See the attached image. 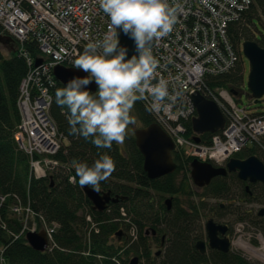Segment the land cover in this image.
<instances>
[{"label":"trees","instance_id":"trees-1","mask_svg":"<svg viewBox=\"0 0 264 264\" xmlns=\"http://www.w3.org/2000/svg\"><path fill=\"white\" fill-rule=\"evenodd\" d=\"M257 25L264 30V0H251L241 18L228 28L237 60L228 72L207 77V87L240 91L244 67L238 46L242 41L253 40L264 47V37L256 38L253 33ZM2 47L0 45V264H128L130 255L136 256L138 261L144 260L145 264H256L232 249L221 252L207 248L200 254L194 244L202 236L205 197L232 196L244 202L257 199L264 203L263 184L244 182L234 172H228L212 178L199 192L195 191L187 175L193 157L177 150L171 152L176 164L173 172L148 178L142 171V157L132 134L127 133L123 144L114 142L111 148H98L91 138L70 134L68 110L56 103V90L64 86L56 80L50 88L49 116L62 139L52 156L58 166L45 177L35 178L30 174L29 156L18 147L14 137L20 121L19 83L27 65L15 41L6 53ZM22 49L33 57L37 54L30 41L23 43ZM132 113L142 126L154 121L140 100L136 101ZM184 125L186 135H191L190 121ZM211 136L209 132L200 134L199 143L210 144ZM258 146L264 149V135L232 156L246 158L257 153ZM103 154L115 161V170L108 180L101 182V190L109 189L112 195L124 198L108 203L98 212L91 208L79 186L74 163L91 166ZM155 195H168L170 208L166 209L160 200L155 201ZM178 196L185 199L183 204ZM16 203L29 207L34 217H42L46 225H56L51 249L36 251L28 246L24 234L20 233L21 219L10 210ZM216 208L222 210L225 206L218 203ZM230 213L226 210L217 217L223 218ZM241 219L244 218H238ZM251 223L264 236V213L258 215L257 211ZM152 229L154 235H151ZM155 242L163 247L162 251L151 252V244Z\"/></svg>","mask_w":264,"mask_h":264},{"label":"built area","instance_id":"built-area-1","mask_svg":"<svg viewBox=\"0 0 264 264\" xmlns=\"http://www.w3.org/2000/svg\"><path fill=\"white\" fill-rule=\"evenodd\" d=\"M180 3L183 11L174 30L152 45L153 55L159 61L152 83L167 80L170 93L181 95L175 102L162 101L159 110L149 111L151 96L140 102L177 150L221 165L247 143H256L264 135V111L252 113L236 104L225 88H210L205 83L207 77L222 75L234 66L237 51L228 28L241 18L251 0H180ZM108 28L109 18L98 0H0V33L19 45L27 65L19 83L20 121L14 137L18 147L29 156L30 174L35 178L45 177L58 166L52 156L62 141L49 116L50 88L55 82L52 68L56 65L74 68V59L83 53L87 43L102 39ZM29 41L37 50L34 57L22 49V44ZM35 59H40L37 65ZM195 91L213 100L225 119L223 128L211 136L208 145L196 143L185 134L184 122L195 116L191 101ZM10 210L22 221L20 233L43 229L47 239L45 249L54 246L55 224L48 226L42 217L35 218L27 206L16 203ZM253 237L256 242L252 249L263 258L260 261L264 264V236L256 232Z\"/></svg>","mask_w":264,"mask_h":264},{"label":"clouds","instance_id":"clouds-1","mask_svg":"<svg viewBox=\"0 0 264 264\" xmlns=\"http://www.w3.org/2000/svg\"><path fill=\"white\" fill-rule=\"evenodd\" d=\"M109 18V28L102 39L89 41L73 61V67L87 73L73 77L56 90V103L68 110L70 134L90 139L98 148L123 144L130 124L135 123L131 111L138 100L152 98L149 111L159 110L164 100L175 102L181 93L169 91V82L156 77L159 61L152 45L167 37L183 11L180 0H98ZM135 42L136 53L128 58V50L120 46L118 31ZM95 92L87 87L92 82ZM147 94V95H146ZM79 186L89 187L97 194L101 182L110 178L115 161L101 155L89 166L74 163Z\"/></svg>","mask_w":264,"mask_h":264},{"label":"water","instance_id":"water-1","mask_svg":"<svg viewBox=\"0 0 264 264\" xmlns=\"http://www.w3.org/2000/svg\"><path fill=\"white\" fill-rule=\"evenodd\" d=\"M117 31L120 46H124L128 50V58L133 54H137L134 40L121 30L118 29ZM0 45L6 50H10L12 48L11 38L0 34ZM241 54L247 59L249 64L246 76L248 94L253 103H258L264 94V47L258 46L253 40H245L241 42ZM39 62L40 59L34 60L35 65ZM52 75L56 81L64 86L73 77H83L87 73L77 68L56 65L52 68ZM87 87L90 91L95 92L97 85L93 81ZM231 93L235 95L234 91H231ZM191 101L196 113V116L190 120L191 130L194 133L192 139L198 143L200 134L205 132L215 133L222 129L225 120L217 104L199 92L195 91L191 94ZM132 134L134 144L142 157V171L148 178H158L175 170L176 164L171 156V152L174 150V143L157 123L152 122L146 126L136 128L132 131ZM188 167L190 181L197 188L206 186L212 178L224 176L228 172H234L236 177L244 182H259L264 185V164L255 155L242 159L231 156L222 166L192 158ZM245 188L247 189V185ZM82 191L90 202L91 208L98 212L104 210L108 203H114L124 198L116 194L112 195L109 189L101 190L99 194L89 187L82 188ZM164 203L166 209H169L170 199H166ZM263 213V208L258 210V215ZM145 232L147 233V229ZM204 232L205 240L199 239L194 244L200 254H204L207 248L221 252H226L230 249L231 242L226 236L227 226L225 224L216 223L212 218H208L204 222ZM119 233L118 231L116 234L119 235ZM154 233L155 231L152 229L151 235H154ZM25 240L28 246L36 251H43L47 244L43 230L26 232ZM128 264H138V258L133 256Z\"/></svg>","mask_w":264,"mask_h":264},{"label":"rangeland","instance_id":"rangeland-1","mask_svg":"<svg viewBox=\"0 0 264 264\" xmlns=\"http://www.w3.org/2000/svg\"><path fill=\"white\" fill-rule=\"evenodd\" d=\"M253 33L256 38H261L264 37V30L257 25L255 29L253 30ZM3 48V47H2ZM4 52L6 53V48H3ZM243 67H244V78H243V85L239 88L240 89V94L238 96L237 104L240 107L245 106L252 112H262L264 111V94L258 103H253V101L250 98V95L248 94L247 87H246V76L249 70V64L247 59L243 57ZM131 115L135 118V123L130 124L128 126L127 133L132 134V131L136 128L142 127L141 123L139 122L138 118L132 113ZM133 135V134H132ZM121 145V144H120ZM252 143H247V146H251ZM257 153H254L257 158H259L262 162H264V149L261 147H257L256 149ZM189 171V170H188ZM188 178L189 174L187 173ZM178 176H180V173H178ZM177 176V177H178ZM179 178V177H178ZM190 179V178H189ZM191 184V188L195 191H200V188H197L192 184V182L189 180ZM257 185H262L261 183H256ZM257 190L260 189L259 187H256ZM236 191L238 192L239 189L237 188ZM168 195H162L154 196V200H160L161 203H164L166 199H168ZM180 198V202L183 204L184 203V198L181 196H178ZM204 202L206 204V210L204 212V215L201 219V224H202V236L201 239L205 240V232H204V222L208 218H212L214 222L220 223V224H225L228 228H231L230 231H227L226 235L229 237L230 240V249L238 251L242 253L248 260L251 262H255L256 264H263L262 261H260V255L256 253L255 250L252 249V246L256 240L254 239V234L258 231L257 227H255L251 223V218L256 215L257 211L261 208L264 209V203L261 202L260 200L258 201L257 199H252L251 201H240L238 199L233 198L232 196L228 198H209L205 197ZM222 204V206H225L224 209L218 210L216 208L217 204ZM229 211L232 212L223 218H218L217 214L223 213L224 211ZM248 217H245L247 216ZM239 217H243L244 219L238 220ZM147 229V228H145ZM257 230V231H256ZM261 234L263 232L259 230ZM128 233V230L126 231ZM129 234V233H128ZM124 236V235H121ZM161 236V235H159ZM251 247V248H250ZM163 247H160L157 242L151 244V252H156V251H162ZM134 255H130L129 259L132 258ZM261 260L263 258L261 257ZM138 264H145L144 260L138 261Z\"/></svg>","mask_w":264,"mask_h":264},{"label":"flooded vegetation","instance_id":"flooded-vegetation-1","mask_svg":"<svg viewBox=\"0 0 264 264\" xmlns=\"http://www.w3.org/2000/svg\"><path fill=\"white\" fill-rule=\"evenodd\" d=\"M227 231H228V229H227ZM226 233H227V232H226ZM227 235H229V234H227ZM227 235H226V236H227ZM227 237H228V236H227ZM228 238H229V237H228Z\"/></svg>","mask_w":264,"mask_h":264}]
</instances>
